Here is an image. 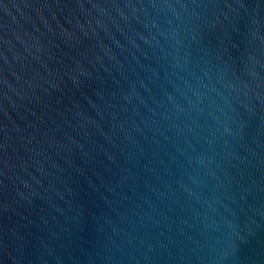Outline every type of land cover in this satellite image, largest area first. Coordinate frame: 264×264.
Segmentation results:
<instances>
[{
  "label": "water",
  "instance_id": "obj_1",
  "mask_svg": "<svg viewBox=\"0 0 264 264\" xmlns=\"http://www.w3.org/2000/svg\"><path fill=\"white\" fill-rule=\"evenodd\" d=\"M0 264H264V0H0Z\"/></svg>",
  "mask_w": 264,
  "mask_h": 264
}]
</instances>
